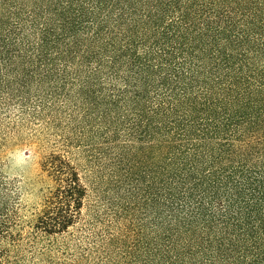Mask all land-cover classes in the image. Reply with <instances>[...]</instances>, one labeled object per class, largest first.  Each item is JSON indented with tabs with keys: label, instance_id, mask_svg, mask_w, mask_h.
Segmentation results:
<instances>
[{
	"label": "trees",
	"instance_id": "trees-1",
	"mask_svg": "<svg viewBox=\"0 0 264 264\" xmlns=\"http://www.w3.org/2000/svg\"><path fill=\"white\" fill-rule=\"evenodd\" d=\"M54 140L40 202L0 159V264H264V0H0V144Z\"/></svg>",
	"mask_w": 264,
	"mask_h": 264
},
{
	"label": "rangeland",
	"instance_id": "rangeland-1",
	"mask_svg": "<svg viewBox=\"0 0 264 264\" xmlns=\"http://www.w3.org/2000/svg\"><path fill=\"white\" fill-rule=\"evenodd\" d=\"M54 144V140L51 137L31 128L22 129L19 133L7 137L6 141H2V144H0V159L3 161L5 174L7 176L11 174L19 175L14 179L17 184L21 179L20 177H22L21 182L24 185L23 191L25 195L23 199L21 197L20 199L24 206H31L40 202L42 194L45 192L39 179L42 176V163L53 150ZM17 149L24 150L27 154L34 157L31 165L22 171H14L11 167L12 162L7 161L8 154Z\"/></svg>",
	"mask_w": 264,
	"mask_h": 264
},
{
	"label": "clouds",
	"instance_id": "clouds-1",
	"mask_svg": "<svg viewBox=\"0 0 264 264\" xmlns=\"http://www.w3.org/2000/svg\"><path fill=\"white\" fill-rule=\"evenodd\" d=\"M34 157L27 154L24 150H21V149H17L15 151H12L8 154V158H7V161H11L12 162V169L15 171V170H24L26 168H28L32 161H33ZM27 166V167H25ZM16 176H19V175H14V174H11L8 176L7 180H6V183L8 181H10L11 179H15ZM20 181L19 183L17 184V188L16 190H13L12 191V195H16L17 194V191L20 192V197L21 199H23L25 193L23 191V188H24V185L23 183L21 182L22 180V177H20Z\"/></svg>",
	"mask_w": 264,
	"mask_h": 264
}]
</instances>
